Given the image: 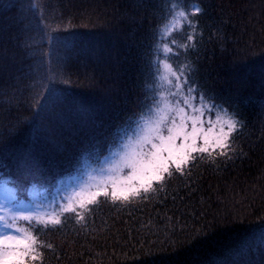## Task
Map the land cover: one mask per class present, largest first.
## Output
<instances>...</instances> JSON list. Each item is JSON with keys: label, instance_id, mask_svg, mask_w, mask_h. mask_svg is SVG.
I'll return each mask as SVG.
<instances>
[{"label": "trees", "instance_id": "obj_1", "mask_svg": "<svg viewBox=\"0 0 264 264\" xmlns=\"http://www.w3.org/2000/svg\"><path fill=\"white\" fill-rule=\"evenodd\" d=\"M83 1L39 0L45 5L40 9L45 17L44 22L66 31L72 47L71 55L55 73L52 72L54 65L49 64L45 55V72L49 77L62 73L64 79L71 80L63 95L67 97L69 106L84 105L89 109L86 123L93 120L107 122L108 111L123 115L130 112L140 98L146 82L145 57L142 53L146 51L151 28L156 27L157 34L160 31L162 22L159 23V16L165 0H88L90 5L95 6L92 9L94 12L109 14L107 19L106 16L105 20L102 19L104 25L96 34L105 39L100 40L105 44L98 53L94 50V44L87 41L85 31L81 30V21L73 16L83 8ZM33 2L0 0V92L15 91L27 84L28 88L22 94L17 92L21 99L42 91L41 84L45 83L38 78H29L31 69L41 62V52H47V44L41 48L38 30L34 26L36 47L27 55L19 48L21 18L32 15L31 12L25 14L21 9ZM181 2L197 4L203 9L202 15L197 14L199 27L195 26L197 39L201 34L203 36L198 53L201 80H206L220 94L230 98L241 108L247 120V127L236 140L237 154L231 160H221L218 164L204 161L202 166L193 169L191 181L173 179L149 193L148 199L140 198L142 201L118 203L115 206L109 203L96 205L87 217L86 227H82L83 221L79 225L72 221L63 232L46 233L42 239L53 243L54 249L46 251L45 264H135L132 259L135 253L124 247L125 244H135L133 237L163 239L173 229L183 236L202 217L210 219L217 215L235 214L237 207L244 208L247 216L253 208L259 210L264 207V117L258 111V103L264 96V57L259 55V51L264 49V0ZM167 3L170 7L172 0H167ZM89 11L91 9L86 10ZM166 14L165 11L163 15ZM84 18L88 21L87 15ZM217 29H220L219 33ZM253 50L257 53L255 56L243 59L246 53ZM94 53L109 62V66L99 67L103 69L106 81L115 87L110 98L112 103L107 108L95 104L85 89H78L74 85L85 74L84 71L90 73L85 75L91 79L101 77L102 72L94 68ZM196 56L193 54L192 59H196ZM183 60L184 57L180 56L175 63ZM93 71L98 75H92ZM6 99L0 96V125L14 120L17 112L15 106L8 109L4 104ZM12 103L15 105V101ZM23 119V126L12 135L7 149H0V169L12 173L20 185L53 179L75 166L84 150L103 143L95 140L81 151L70 141H65V146L71 150L70 164H49L46 159L38 168L23 171V166L13 157V153L18 150L31 151L40 132L39 117ZM49 151L55 160L63 161L64 155L59 146L50 147ZM45 156H48L47 152ZM255 220V216H247L245 223L213 233L207 240L182 253V256H214V249L219 244L228 245L247 238L254 240V247L243 254L228 257V264H264V241L259 237L261 229L249 225V221ZM181 228H185L186 233H180Z\"/></svg>", "mask_w": 264, "mask_h": 264}, {"label": "snow or ice", "instance_id": "obj_2", "mask_svg": "<svg viewBox=\"0 0 264 264\" xmlns=\"http://www.w3.org/2000/svg\"><path fill=\"white\" fill-rule=\"evenodd\" d=\"M44 7L39 0L22 6V12H31L32 15L21 18L19 48L27 55L36 47L34 26L38 30L39 44L41 48L47 44V52H41V62L31 69L29 78H38L45 83L41 84L42 91L23 99L17 92L22 94L28 88L27 84L15 91L0 92V96L7 97L4 104L8 109L13 106L17 108L14 120L0 125V149H7L12 135L23 126L25 117L28 120L39 117L40 132L31 151L18 150L13 153V157L23 166V171L38 168L46 159L49 164H70L71 150L65 146V141H70L81 151L95 140L107 143L110 148L114 145L115 148L108 165V176L95 185L74 191L66 202L55 209L0 214V224L4 228L0 231V264H45L46 251L53 250L54 244L46 242L42 236L63 232L66 221L73 218L77 225L83 221L82 227H86L92 206L98 205V197L110 200L115 206L136 197L148 199L150 191H157L173 179L191 181L193 169L202 166L204 161L218 164L221 160H231L238 151L236 140L247 127L241 108L200 78L198 53L202 34L198 40L195 31H192L185 34L182 43L172 41L177 48L174 59L184 57L183 61L174 65L154 58L159 52L156 27L151 28L146 51L142 53L145 57L146 82L135 107L123 115L108 111L107 122L93 120L86 123L89 109L84 105L69 106L67 97L63 95L71 80L64 79L62 73L49 77L44 71L45 55L50 65L61 68L72 51L67 32L59 26L53 28L45 23L42 11L39 15L33 11ZM165 11L172 14L177 23L187 21L189 29L193 27L194 20L197 21L195 26L199 27L197 14H203V9L198 5H192L189 14L188 6L182 5L180 0L171 7L165 0L159 20L165 19ZM165 31L170 29L165 27ZM163 50L172 53V47L167 43L163 44ZM193 54H197L196 59H192ZM256 54L253 50L246 53L243 59ZM259 55L264 57V49L259 51ZM161 84L167 86L168 91L160 90ZM258 111L264 117V96L260 98ZM55 146H59L64 155L63 161L55 160L50 153V147ZM247 216L256 217L255 221H249V225L261 229L259 237L264 241V207L259 210L253 208ZM247 216L227 213L210 219L202 217L187 233L185 228H181L179 232L186 233L183 236L173 229L163 239L133 237L135 244H125L124 247L135 253L132 256L135 264H191L182 253L207 240L215 232L245 223ZM21 220L28 222L27 227L19 226ZM77 232L79 234V229ZM254 243V240L245 238L223 246L220 255L224 258L220 264H228V257L243 254L254 247ZM200 264L207 262L201 261Z\"/></svg>", "mask_w": 264, "mask_h": 264}, {"label": "rangeland", "instance_id": "obj_3", "mask_svg": "<svg viewBox=\"0 0 264 264\" xmlns=\"http://www.w3.org/2000/svg\"><path fill=\"white\" fill-rule=\"evenodd\" d=\"M37 0H34L33 3H36ZM85 4L83 6V8L81 10H78L79 13L75 12L73 13V16H75L80 23V28L81 30L85 31V34L87 35V41L88 42H92V44H94V50L95 52L100 51V47L104 46L105 42L104 41H100V40H105L103 37H101V35H96L102 28L100 27L101 25H104L102 19L104 18L105 20V16L106 19L108 18V13L107 15L104 13V15H99V12H94V5H90V3L88 2V0L83 1ZM176 2H174L172 0V3L170 5V7L175 4ZM182 5H187L188 6V11L189 14H191V4L188 3H183L181 2ZM93 6V7H91ZM91 9V12H86V10ZM253 10H255L253 8ZM36 13H40L41 10H33ZM85 11V12H84ZM88 13V14H87ZM85 15H87V19L86 20ZM90 17H89V16ZM103 16V17H102ZM112 16V15H111ZM178 19V18H177ZM162 22V26L160 28L158 35V41H157V45L159 44V42H162V46H161V51L163 54L165 55H173L177 48L173 46L172 41L175 40L177 44H180L183 42L184 36L186 33H191L192 31H195L196 33V29H195V24L193 21V27L191 29L187 28V21H183L182 23H177L176 21L173 20V15L169 14L167 12V15L165 16V19L163 21H159V23ZM165 27H167L168 29H170V31H165ZM107 31V30H106ZM169 44L170 47H172V53H165L163 50V44ZM102 51V50H101ZM98 53V52H97ZM95 54V53H94ZM45 58V56H44ZM46 59H44V63H46ZM92 59L94 60V68H97V70H99L98 72L100 73V71L102 72L101 68L99 67V65L103 66H109V62L106 61V59H101L99 58L96 54L92 57ZM35 59H33L34 61ZM106 61V62H105ZM170 63H173L172 59L167 60ZM35 63V62H34ZM40 63V62H39ZM97 63V64H96ZM174 64V63H173ZM98 65V66H97ZM46 66H44V71H45ZM58 72V68L54 66V68L52 69V72L55 73ZM85 74H90L89 72L84 71ZM92 75L97 76L98 74L95 73L94 71L91 72ZM81 75V78L74 83V85H76L78 89H85L86 94L91 98V101H93L95 104L97 105H101V107L103 108H107L108 105H110L112 103V100H110L111 95L113 94L112 92L115 91V87H111V85L106 81V77L105 74L102 72L101 77H99L98 80L96 79H91L90 76H86V75ZM108 83V84H107ZM160 90L162 91H168L167 86L161 84ZM93 95V96H92ZM102 168V165L99 166L98 168H91L94 169L95 171H99ZM109 174V169L108 167L106 168V174H93V175H87L86 179L82 182L79 183L78 188L75 189L74 191H77L85 186H89V185H95L96 183H99L102 179L106 178ZM73 191V192H74ZM73 192H71L70 194H68L66 197H63V202H66L67 198L69 196H71L73 194ZM14 196L11 192L10 189L6 190V191H2V193H0V214H5L8 213L9 215L13 212H17L16 208H14V206H11L9 204L13 203L14 201ZM102 199L98 198V203H102L101 201ZM139 201H142L140 199V197H136L130 200V202L132 203H136ZM129 202V201H127ZM125 203V202H123ZM25 209H21L20 211H24ZM29 211H37V210H29ZM39 211V210H38ZM47 210H43L40 212H44ZM235 214L237 213H243L245 215L246 210L244 208H239L237 207V211H234ZM234 214V213H233ZM2 228V229H1ZM3 225L0 224V231H3ZM225 246L224 243L219 244L215 249H214V256H204L202 254V256H196V257H189L185 256L188 260L191 261V264H200L201 261H206L207 264H214L217 262H220L224 257H222L220 255V250L221 248Z\"/></svg>", "mask_w": 264, "mask_h": 264}]
</instances>
